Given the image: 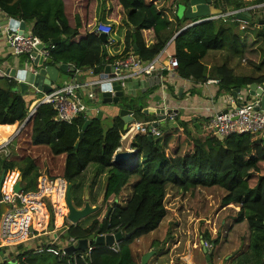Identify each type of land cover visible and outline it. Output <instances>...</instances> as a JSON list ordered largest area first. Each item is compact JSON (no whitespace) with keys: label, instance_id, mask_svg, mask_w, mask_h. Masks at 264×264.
<instances>
[{"label":"trees","instance_id":"trees-1","mask_svg":"<svg viewBox=\"0 0 264 264\" xmlns=\"http://www.w3.org/2000/svg\"><path fill=\"white\" fill-rule=\"evenodd\" d=\"M20 1L0 0V9L12 17L34 20L31 33L43 42L60 37L50 51L55 62L73 63L81 70L80 81L85 80L82 71L92 68L97 74L103 67L106 48L96 35L95 27L99 19L89 26L84 38L74 41L76 29L68 26L61 10V18L55 15L52 19L32 12L21 13ZM89 1V0H87ZM178 0H114L112 17L109 19L111 35L116 38L110 44L120 46L116 57L125 55L135 44L138 57L148 61L156 57L166 43L185 26V18H179L172 11ZM215 6L223 12L243 9L247 6L264 3V0H213ZM87 12L93 4L86 5ZM251 18L248 25L239 29L238 21L207 20L194 24L174 37L175 56L178 60L176 73L183 78L194 81L207 80V66L204 57L211 50H224L244 58L255 70L264 68V29L255 27L257 19ZM55 20L58 23H55ZM194 19L192 21H195ZM191 21V22H192ZM152 32L153 36H143V32ZM154 38V40L152 39ZM260 59V60H259ZM213 75L219 78L223 92L236 88H245L252 83H263L264 74L257 77L238 76L226 62L213 67ZM4 86L0 87V137L10 138L17 142L9 145V153L0 156L1 170H18L23 182L24 191L37 189V178L46 174L50 179L63 178L67 183L77 179L89 164H96L106 172L104 198L117 197L132 175L137 176L132 194L123 205L113 206L108 217L93 220L88 226L69 224L61 235L67 241L87 238L91 241L97 235L112 231L134 233L118 241L117 249L97 245L91 251V257L81 259L83 253L77 249L76 264H139L143 253L132 248V243L141 236L156 230L166 216L165 198L168 189L186 193L194 189L208 192H222L220 206L231 211L234 224L241 223L244 229L241 235V250L238 264H264V136L262 132L232 134L222 140L199 121L187 119L180 121L178 127L161 128L158 137L149 139L147 135L137 134L131 148L138 153L134 165L121 168L112 164V157L120 146L124 122L118 115L111 119L90 116V124L79 139L84 116L79 115L71 123L59 121L53 108L48 104L38 105L26 120L28 111L35 107V98L26 99L17 89V82L12 78L0 77ZM84 96V92H82ZM88 104L99 106L100 102ZM130 108V107H129ZM136 107L135 115L145 116ZM197 122L198 126L195 125ZM18 132L16 133V131ZM16 133V134H15ZM11 141V142H12ZM16 173L6 175L4 189L8 190L15 180ZM238 206L234 210L228 206ZM50 226H53L54 210L48 202ZM44 212V210H43ZM42 217V213L39 215ZM224 219V218H223ZM228 224L225 219L220 225ZM38 228L39 224L36 223ZM208 235V233H205ZM65 241V242H66ZM151 241L147 250L154 247ZM213 250L217 240L212 239ZM63 243V242H62ZM94 243V242H93ZM37 243L35 246H39ZM44 248L57 249L59 245L43 244ZM6 248V247H4ZM19 251L16 256L19 264H72L66 258L49 251L36 252L24 243L14 246ZM250 250L252 257L245 255ZM24 257V260H22ZM45 257V258H44ZM186 264L190 260V248L185 256ZM237 264V263H236Z\"/></svg>","mask_w":264,"mask_h":264},{"label":"crops","instance_id":"crops-1","mask_svg":"<svg viewBox=\"0 0 264 264\" xmlns=\"http://www.w3.org/2000/svg\"><path fill=\"white\" fill-rule=\"evenodd\" d=\"M246 1H253V0H246ZM178 2L179 1H177L176 3H178ZM88 3L93 4V6H91L90 10L87 12V10H86L87 6L86 5ZM176 3L172 7L173 13L175 15H177L179 18H184L178 12H176ZM19 4H20L19 6H20L21 13L30 14L32 12H35V13L41 14L43 16H48L49 19H52L55 15H57L58 17L61 18V10H62L63 15L67 19L68 26L71 29L77 30V35L74 37V41H79L80 39L85 37L86 31L89 29V26L91 24H93L97 19H99V21H104L106 23H109L110 18L112 20V17L110 14L113 13L112 8L114 5V0H89V1H87V0H22V1H20ZM248 7H250V6H247L245 8H248ZM255 12H252V14L255 13V16H256V18H254V19H259V18L264 16V8L261 9L260 11H255ZM5 17L15 18L17 20H23L25 22V28L24 29L26 31H28L29 33H31L32 27L34 25V20L27 21V20H24L20 17H12L10 14H8V13H6L0 9V26H6L7 25V23L4 22ZM185 20H186L185 26L188 25L189 23H191V21H192V20H187V19H185ZM55 23L57 24L58 21L55 20ZM198 23H200V22H198ZM255 27L259 28L258 25H256ZM184 29H186V28H184ZM239 29H240V23H239ZM179 31H182V29H180ZM178 32L175 33V35L166 43L164 48L156 56V58H157V61H156L157 70H155L153 73H151L149 75L138 74V75H132V76H128V77L123 78L120 81V83L124 86L125 93L122 97L119 98V102L117 104L116 103H105V104H103L101 102L100 97L96 96L95 100L97 102L99 101L100 104H99V106H97L96 110H94L92 112L91 116H96V114L100 110V116L99 117H102L105 119L107 118V120H108V119H111L113 117L118 116L120 108H126V109L131 111V115H132L134 121H149V120L159 121L158 128H160V130L163 127H166V128L178 127L180 121H185L187 119L199 121V122H202L203 124H205L206 120L213 113L223 111L229 105L232 106L234 104V103L228 102V95H230L231 93H234L235 90L223 92L221 90L220 82H218V83L213 82V80H219V78H216L213 75V67L226 62L228 64V66L233 70L234 74L238 75V76L241 75V76L257 77L259 75L264 74V68L262 70L258 71V70H255L252 66H250L248 68H243L241 71H235V68L230 65L231 61L238 60L241 67L242 66L244 67L245 65L249 66L246 63L244 58H240L238 55H236L234 53L230 54L224 50H211L207 53V55L203 59V62L206 64L207 69H208V71H207L208 78L206 81H204V82L194 81L190 78L179 77V75L177 76V74H176V76H170L166 70L162 69V67L164 65H166L168 58L170 56H173L175 53V45H174L173 40H174V37L178 34ZM145 35L148 37H151V36H153V33L144 31L143 36H145ZM111 38L115 39L116 35L112 34ZM152 39L154 40V38H152ZM102 44H103V46H109L110 45L107 43H105V44L102 43ZM112 49H113V51H110L108 49L106 50V53H105L106 56L103 59L104 64H103V67L101 68L99 73L89 74L88 69H90V68H86L82 71L83 75H85L84 81L100 80L99 75L103 72L105 65L112 63V62H109L107 59L112 58V57H116V55H118V53L121 51L120 46L112 47ZM10 51H11L10 47L8 46L6 41L2 38L1 33H0V62H2V58H6L7 55H10ZM129 51H134V50L132 48ZM116 59H119V58L118 57L114 58L112 61L114 62ZM5 61H6V63L8 62L7 60H5ZM8 63H7V66L20 67V65H19L20 62L17 58L13 59L12 62L10 59V61ZM55 63H63V62H55L52 59V64H55ZM0 64L2 65V63H0ZM67 64L69 65V67H73L74 70L73 71H70V70L65 71L62 69H58V79L56 82L52 83L53 87L68 85V84L73 83L75 80L80 81L79 76H81V71L78 73L76 71V68H75L73 63H67ZM244 69L249 70L250 72L249 73L243 72ZM128 74H129L128 71L123 70L121 72L120 76H127ZM3 86H4V81L0 80V87H3ZM82 91L85 94L86 89H83ZM237 94L238 95L234 97V101H235V104H240L242 101H245V98H243V97L248 94V87L240 88V92ZM37 95H39V93L29 92V93L25 94V98L26 99L36 98ZM163 98H164V100H163ZM35 102L37 103V101H35ZM139 106L142 107L141 108L142 113H143L144 109L151 108V109H153V111H155L156 108L158 109L161 106H164L165 109H176L177 111H176V113H173L174 116L172 118H170L168 116V117H165V120H163V122H160V120L157 119L155 115L150 116L147 113H143L145 116H149V118H145L143 115L140 116L139 114L135 115V112L133 109H135L136 107H139ZM31 110L28 111V115H29V112ZM28 115H27L26 119L28 118ZM25 120L19 126L18 130L26 122ZM196 123L197 122H195V124ZM18 130L16 131V133L18 132ZM134 137H135V135H133L132 133H126V134L122 135L121 139L119 140L120 146L115 150V152L131 150L132 149L131 143L134 140ZM6 139H7L6 137L1 136L0 137V145ZM125 140H127V141L125 143H123ZM89 166H92V168L95 169V171L97 169V173L95 175H104L103 181L105 183V178H106L107 173L98 169L99 167L96 164L95 165L89 164L87 166V168ZM85 170L83 172H85ZM7 172L10 173L12 171H7ZM14 172L16 173L19 171L13 170L12 173H14ZM136 180H135V182H136ZM21 183H22V181H21ZM2 188H4V183H3ZM101 195L102 194L99 195L97 202L101 198ZM90 205L94 206L95 204L90 203ZM44 213H43L44 215H43L42 221H43V223H45V225L47 227L48 222H49V215H50L48 207L46 210H44ZM223 222H224V220H223ZM77 224H80V222H78ZM42 229H44V228H42ZM66 229H67V226L65 227V225H64V219H63V215H62V223L59 226H56L55 230L51 231L50 233H48L49 231H47V233H42V234L38 233L39 235L34 240L30 241V243L28 242L29 240H27L25 242H21V243H24L27 246H29L32 243H35V245H36L37 242L39 241L43 244H48V245L55 244V245H59V246H64V245H66L65 244L66 240L63 239L61 237V235L65 232ZM50 230H52V229H50ZM204 235L205 234L200 235L202 246L204 245L203 241H205L206 248L208 250L212 249V248H210V245L207 244L208 240H210V239H208L209 237L206 236L207 238H205ZM1 241H0V264H7L10 262H13L14 260H17L16 256L18 255L19 251H17L14 248V246L17 244L8 245V244L1 242ZM4 247H6V248H4ZM136 250H138V249H136ZM149 250H152V248ZM149 250L146 249L145 252H147ZM200 251H201V247L199 249V252ZM202 251H201V253L204 254L203 259H205V255L208 252L204 253ZM210 251L212 252V250H210ZM214 251L215 250H213V254H214ZM239 253H240V251H238V253L236 255H235V253H234V255L232 253L230 256L231 257L230 260L232 261V259L234 257L237 258L240 255ZM218 254H219V252H218ZM180 259L182 260L183 258L180 257ZM190 260L192 263L191 255H190ZM184 261H185V259H184ZM212 261H213V257H212ZM233 262H236V260L235 261L233 260ZM176 263L173 261L172 258H170L168 260V263H165V264H176ZM230 263H232V262H230ZM192 264H194V263H192Z\"/></svg>","mask_w":264,"mask_h":264},{"label":"built area","instance_id":"built-area-1","mask_svg":"<svg viewBox=\"0 0 264 264\" xmlns=\"http://www.w3.org/2000/svg\"><path fill=\"white\" fill-rule=\"evenodd\" d=\"M262 4H257L248 8L238 10H231L225 12L222 11V13L220 14L208 16L203 21L215 19L222 20L223 22L238 21L240 23V29H243L248 24V21L236 17V13L251 10L252 12H255L258 8H264V4ZM95 31L96 33L101 32L106 35L107 44H111L113 42V39L111 38V25L109 23H106L104 21H98L95 27ZM0 33L2 38L10 47V53L13 56H18L22 54L25 55L24 60L28 64H32V61L34 59V57L30 55L33 50L37 51L39 55H42L44 60L47 58H51L50 51L54 48L55 43H50L49 47L47 48L38 49L36 48L37 45L44 44L45 42H43L39 37L34 36L32 33H29L25 29L19 32V27L9 28L8 25L0 26ZM156 61V57L148 61H143L138 57V54H136L134 51H129L119 59H116L111 64L115 66V69H120L121 72L123 70L128 71L129 74L127 76L117 75V78H121L122 80L123 78L132 75H149L153 73L155 70H157ZM177 67V58L175 56H170L167 60L166 65H164L162 69L166 70L170 76H176L177 73L175 72ZM88 70L89 74L93 73L92 68ZM76 71L79 73L81 70L76 69ZM34 72L36 73V70H34ZM0 77L11 78L9 74L5 72V68L1 64ZM100 82L101 80H75L73 83L68 85L53 87L52 90L47 93H43L40 90L36 89L35 92L39 94L41 93L42 97L39 101H37L35 107L29 112L28 117H30L33 110L40 104L50 105L55 111L56 119L59 121L71 123L79 115H83L84 117H90L92 115V112L96 110L97 106L95 104L92 105L86 103L84 99H87L91 103L96 102L95 87L98 86ZM213 82L218 83L220 81L213 80ZM83 89H86L84 94L85 98L82 96ZM77 93H79V95H77ZM237 95L238 94L235 95L234 93L228 95V102L234 103V106L229 105L225 110L213 113L206 120V127L209 128L214 134H220L223 138L232 134H244L254 132H262L264 136V110H262L261 108H257L258 98H255L252 101H242L240 104H235L234 97ZM176 111L169 114H165L163 120H165V117L168 116L172 118L174 116L173 113H176ZM88 113L90 114L89 116ZM155 122L159 121H129L125 124V129H123V133L121 134L120 139L122 135L126 133H132L133 135H151L152 138L158 137L161 133V130L160 128H158V126L154 124ZM13 137L14 135L10 138H7L0 145V156L7 155L9 153V145ZM132 150L134 149L132 148ZM8 173L9 172H6L5 178ZM17 174L18 175L15 177V180L11 183L10 188L8 190L2 188L5 179L3 180L0 189V207L2 204L6 205V210L2 214H0V239L3 237L4 234L23 238L12 244L6 243L8 245H15L21 242H25L27 240H29L30 243V241L34 240L39 235V229L35 227L34 221L36 220V216L40 208L43 207L44 210L47 209L48 202L58 208V199L62 197L65 204L64 207H67L65 203L67 181L65 179L60 177L50 179L46 174H42L37 178L36 190L24 191L22 188V183L20 181L21 189L18 192H14L13 186L18 180H20L21 177L19 172H17ZM53 195H55V198H53ZM15 213L19 214L18 220L16 222L14 221V218L12 216V214ZM44 214H42L41 219L38 221L39 224L41 223ZM12 225H14V227ZM12 228H16L17 231L15 233H10ZM41 231H43V229ZM115 232L116 231H112L110 233L113 234ZM76 241L77 239H75L74 237H69L65 243L66 245L60 246L57 249L44 248L42 246L43 243L38 241L40 245L34 246L36 248H34L33 250L36 252H41L43 250L49 251L57 255L59 259L66 258L67 262L76 264L78 258L77 249L75 248L70 253H67L65 251L66 247L72 245L73 242ZM93 242L94 241L88 239L85 251L79 254V257L81 259H90L91 251L95 248V246H97ZM107 247H110L111 249H117L118 242H115L112 246ZM22 260H24V257H22ZM15 261L16 263H14L13 261L7 264H19L18 260Z\"/></svg>","mask_w":264,"mask_h":264},{"label":"rangeland","instance_id":"rangeland-1","mask_svg":"<svg viewBox=\"0 0 264 264\" xmlns=\"http://www.w3.org/2000/svg\"><path fill=\"white\" fill-rule=\"evenodd\" d=\"M260 10V8L256 9V11ZM255 13L253 15V19L256 18ZM104 47L106 48V50L108 49L110 51H113L112 46L110 45ZM16 58L19 60L20 64H22L25 59V55L22 54L18 56H12V54L10 53V55H7L6 58H2V62L0 63L7 66V63L10 61V59L12 62V60ZM5 60H7L8 62L6 63ZM230 65L235 68V71H241L243 68L250 67V65L241 67L238 60L231 61ZM243 72L249 73L250 71L244 69ZM41 97L42 94L37 95L35 101H39ZM243 98H245V101H252L255 99V97L249 96L248 94ZM126 141L127 140H125L123 143H125ZM16 142L17 141L14 139L11 142V146H13ZM96 173L97 169L95 171L92 166H89L85 170V172L82 173V175L71 182L69 195L75 207L81 208L86 202H88L89 204L93 203L95 204L94 206L98 204V197L100 194H102V189L104 187V175H95ZM17 175L18 174L16 172V176ZM136 179L137 176L132 175L129 178L127 185H125V187L117 197L111 196L107 201H103L102 199V202L96 209V211L90 213L79 221L80 225L86 227L95 219L101 220L104 217L110 201H112L113 198H115L120 205L125 204L132 194L133 184ZM67 189L68 184L66 187V192ZM221 197L222 192L220 190L208 192L202 189H194L192 191L182 193L179 190L176 191L174 189H168L165 198V207L167 210L165 218L162 220L156 230L136 239L132 243V248L138 249H135V251H137L138 253H144L149 243L151 241H155V245L152 249H154L156 253L148 260L147 264H165L168 263V260L170 258H172L175 263L177 262L176 264H186L184 259L181 260L180 257L186 255V253L188 252V248H190L192 263L194 264H238L237 261L240 257H234L231 261L230 256L232 253L233 255L234 253L236 255L238 251L241 250V235L243 234L244 229L241 223L234 224L233 222V216L236 212L232 214L231 211L223 209V207L220 206ZM53 198H55V195H53ZM58 200V208L51 205L54 210V220L52 227L49 224L50 215L47 227L45 223H43V221H41V223L39 224L38 221L41 219V217L36 216V220L34 222L35 224H39L38 233H47V231H49L48 233H50L51 231L55 230L56 226H59L62 223V215L67 225L71 224L65 218L68 209L67 207H64L65 204L62 197H60ZM228 206L232 207L236 211L239 209L238 206H233L232 204ZM41 213L43 214L44 212L42 211ZM57 214L59 216H57ZM231 214L233 216H229ZM225 219L228 220V224H226L225 226H221L220 223H223V220L225 221ZM42 228H44L43 231H41ZM205 233H208V235L206 234V236L209 237L208 239H216L218 241L214 254L212 255L213 261L207 259L206 255L205 259H203L204 254L201 253V251L203 250V246L201 243L200 235ZM206 236L204 235L205 238H207ZM210 240H208L207 242L208 245L210 243ZM203 244L205 245V241H203ZM34 246L35 243L29 245V247L32 248ZM200 247L201 251L199 252ZM244 253L248 257H252V252L250 250L244 251ZM45 257H47L48 259L46 261V263L48 264L50 262V258L48 257V255H45ZM233 260H236V262H233ZM138 262L140 263V260H138Z\"/></svg>","mask_w":264,"mask_h":264},{"label":"water","instance_id":"water-1","mask_svg":"<svg viewBox=\"0 0 264 264\" xmlns=\"http://www.w3.org/2000/svg\"><path fill=\"white\" fill-rule=\"evenodd\" d=\"M181 3H176V12H178L181 16H183L187 20H194L197 19L188 25H186L184 28H188L189 26H192L193 24H196L198 22H202L204 19H206L210 15H216L222 13V9L219 7H216L213 4V0H178ZM264 4V3H263ZM262 4V5H263ZM251 13L249 11H243L236 13V17L249 21L251 18ZM4 22L7 23L9 28H16L19 27V32L22 31L25 28V22L23 20H17L15 18L5 17ZM257 25L259 28L264 29V16L257 19ZM182 28V30L184 29ZM181 32V31H179ZM178 32V33H179ZM97 37L101 40L102 43H107V37L104 33L97 32ZM60 41V38L57 37L55 39H52L51 41H48L44 44L37 45L36 48L42 49L49 47L50 43H58ZM133 50L136 54H138L137 47L134 44ZM34 57L32 64H28L23 61L22 64H19L20 67H11L3 65L5 68V72L9 74L11 78H13L17 82V89L23 94L26 93H33L36 91V89L40 90L43 93L50 92L53 88L52 83L56 82L58 79V69L62 70H70L73 71V67H69L67 63H55L52 64V58L43 59L42 55H39L37 51L33 50L30 54ZM36 70V73L34 72ZM121 74L120 69H115V66L113 64H107L104 67L103 72L99 75V79L101 80L100 84L95 87L96 96H99L101 99V102L103 104L105 103H118L119 98L122 97L125 93L124 86L120 83L121 78H117V75ZM248 87V95L258 98V106L257 108H261L264 110V82L263 83H252L247 86ZM240 92V88H236L234 91V94ZM79 95V93H77ZM176 109H165L164 106H161L160 108H156L155 111L153 109H144L143 113H147L148 115H155L157 119H160V122H163L165 114H169L172 112H175ZM90 114L88 113V116ZM31 116V115H30ZM97 117L100 116V110L96 114ZM119 116L124 122L123 129H125V124L129 121H133V117L131 115V111L126 108H120L119 109ZM29 118V117H28ZM28 118L26 120H28ZM85 122L82 125L81 132L79 133V139L83 136V131L85 128L90 124L91 119L89 117H84ZM25 120V121H26ZM156 126H158L159 122L154 123ZM196 126L197 123L195 124ZM149 139H152L151 135H147ZM216 137L219 139H223V137L216 133ZM137 151L134 150H127V151H118L113 154L112 157V164L121 167V168H129L130 166L134 165L137 159ZM6 171L3 169L0 172V189L3 180L5 179ZM21 177L20 180H18L14 186L13 191L18 192L21 189ZM68 189L66 192V206H67V213L65 215V218L73 225L77 224L81 219L89 215L90 213L96 211V209L99 207V205L102 202V199L104 197V189L102 191L101 198L98 201V204L94 207H92L88 202L84 204L83 207L77 208L74 206L70 195H69V189L71 187V182L67 183ZM87 196V195H86ZM1 197V193H0ZM117 203V200L115 199L112 202V205H115ZM110 208L107 210L106 217L108 216L110 212ZM6 210V205L2 204L0 207V214H2ZM134 233V230L129 232H123L121 230L116 231L115 233H106V234H100L97 235L94 238V243L96 245H105V246H112L115 242H118L122 240L123 238H128ZM88 243L87 238H81L78 239L76 242H73L72 245H69L65 248V251L67 253H70L75 248L80 249L81 251H85L86 246ZM209 249L207 251V248L205 245H203V252L207 253L206 258L209 259V253L211 252ZM156 253L155 250H149L141 255L140 257V264H147L148 260ZM14 263L16 261L14 260Z\"/></svg>","mask_w":264,"mask_h":264},{"label":"bare ground","instance_id":"bare-ground-1","mask_svg":"<svg viewBox=\"0 0 264 264\" xmlns=\"http://www.w3.org/2000/svg\"><path fill=\"white\" fill-rule=\"evenodd\" d=\"M42 211H43V207L38 210L37 216H39ZM18 215L19 214H17V213L12 214L15 222L18 220ZM57 216H59V215L57 214ZM12 226L14 227V225H12ZM16 231H17L16 228H12L10 233H15ZM20 239H23V238H18L16 236H10L8 234H4L2 237V241L4 243H9V244L15 243V242L19 241Z\"/></svg>","mask_w":264,"mask_h":264},{"label":"flooded vegetation","instance_id":"flooded-vegetation-1","mask_svg":"<svg viewBox=\"0 0 264 264\" xmlns=\"http://www.w3.org/2000/svg\"><path fill=\"white\" fill-rule=\"evenodd\" d=\"M103 191V190H102ZM107 200H109V199H107ZM104 197H103V201H107ZM115 200V198H113L112 199V201H110V204H109V206H108V208H110L111 207V209L113 208V206H115L116 204H118V202L115 204V205H112V202ZM108 208H107V210H108ZM111 209H110V211H111ZM110 213V212H109ZM106 214H107V211H106V213L104 214V217H106ZM108 216H109V214H108ZM107 216V217H108ZM212 244H213V242H210L209 243V245H210V247L212 246Z\"/></svg>","mask_w":264,"mask_h":264}]
</instances>
